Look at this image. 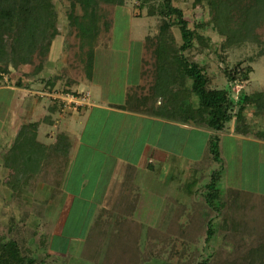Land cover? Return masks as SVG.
<instances>
[{
	"label": "rangeland",
	"instance_id": "374dc122",
	"mask_svg": "<svg viewBox=\"0 0 264 264\" xmlns=\"http://www.w3.org/2000/svg\"><path fill=\"white\" fill-rule=\"evenodd\" d=\"M51 1L59 32L54 37H46L36 49L19 52L9 68L0 72V117L3 119L9 112L19 115L15 110L16 101H12L4 89L6 86H39L40 90L34 93L41 99L37 102L46 104L45 107H60L65 112L76 110L77 105L69 100L62 103L52 96L54 92L88 94V103L80 105L79 112L82 106L89 108L96 104L99 107L92 113L95 120L92 128L75 122L80 130V134L77 133L80 137L76 139L80 142L76 146L83 144L76 147V151L37 152L40 157L35 159L38 161L28 173L30 183L38 184L40 177L45 179L44 192L54 194L53 199L35 196L36 189L32 186L23 189L21 169L17 168L16 175L9 173L4 178L5 188L15 184L21 188L12 194L0 187V245L17 242L22 255L33 264H251V250L264 249V134L260 135L264 121L260 130L254 129L246 136L237 135L234 123L229 124L220 136L236 137L238 151H230L235 149L227 147L230 140H216L214 131L130 113L138 106V97H148L152 88H156L158 69L152 54L154 47L146 44V38L158 34L164 19L149 16L148 7L138 9L139 0H128L123 6L104 4L102 12L113 19L114 25L109 33L103 31L99 37L93 72L89 76L90 43L83 42L73 30L67 14L71 8L69 0ZM174 3L183 11L190 27L211 43L208 48L194 47L182 53V32L178 22L173 20L170 33L175 40L172 45L191 61L208 60L209 66L204 71L212 88L231 87L236 98L243 90L264 91V56L253 63L248 61L258 51L256 45L228 46L215 27L208 0H175ZM26 7L28 0H24L21 15H25ZM18 23L20 36L25 31V21L20 18ZM161 63L166 69L167 60L162 59ZM237 63H242V70L250 65L253 68L249 80L243 84L231 83L222 70L232 69ZM90 84L96 87L91 88ZM43 92L48 94L42 95ZM158 93L176 100L165 87ZM157 103H161V99ZM121 104L128 113L100 107L115 108ZM32 112L27 111L22 116L28 118ZM254 112L255 108L250 106L248 115L253 118ZM103 118L120 129L113 126L106 129L101 125ZM68 122L64 117L52 130L63 133L70 126ZM27 128L26 138L33 137L37 129ZM4 134L9 136L10 129L6 128ZM213 144H217L216 149L212 148ZM212 151H219L221 159ZM2 153L0 151V177L7 169L6 156ZM19 154L22 159L23 151ZM66 157L76 161L77 166L63 185L56 172L65 169L62 160ZM140 167L136 176L128 170L137 171ZM25 168L30 172L29 164ZM84 168L92 172L91 187L96 183L104 185L99 193L112 181L124 185L126 177L135 179L133 194L138 198L129 204H105V199L100 202V198H97L99 203L94 204L65 202L70 194L78 192ZM213 171H220V180L216 206L211 208L207 185ZM86 190L91 193V189ZM209 222L214 229L211 237ZM72 236V239H85L87 244L78 245L72 255L57 253L64 241H72Z\"/></svg>",
	"mask_w": 264,
	"mask_h": 264
},
{
	"label": "trees",
	"instance_id": "16d2710c",
	"mask_svg": "<svg viewBox=\"0 0 264 264\" xmlns=\"http://www.w3.org/2000/svg\"><path fill=\"white\" fill-rule=\"evenodd\" d=\"M139 1L138 9L148 7L149 16L157 15L164 21L157 35L146 38V44L154 47L152 54L155 56L158 69L156 88H152L148 97L144 95L138 97L140 99H136L138 106L132 111L214 131L216 140L220 139V134L225 132L231 123H234L235 133L239 136L249 135L254 129L260 130L264 121V91L248 93L243 90L236 98L232 94L231 87L212 88L211 80L204 71L209 66L208 60L191 61L173 47L175 37L170 33L173 20L178 22L182 32L184 41L180 48L182 53L194 47L208 48L211 40L190 27L183 11L175 5V0ZM69 2L71 8L68 9L67 14L74 32L83 42L90 43V51L87 54L90 76L94 68V53L100 42L99 37L103 31L109 33L114 25L113 19L108 15L105 16L101 8L107 3L123 6L128 0H69ZM208 2L212 6L215 27L225 38L228 46L240 43L256 45L258 51L248 59L250 63L264 56V0H208ZM52 4L51 0H28L27 11L25 15H21L24 0H0V72L9 68L19 52L36 49L46 37L50 35L54 37L58 34ZM20 18L25 21V31L18 36V30L21 29L18 23ZM162 59L167 60L166 69L161 63ZM241 64L237 63L232 69H222L231 83L243 84L249 80L253 68L250 65L246 70H242ZM163 87L169 90L176 100H170L159 94L158 90ZM159 99L161 103L158 104ZM250 106L255 108L253 118L248 115ZM263 134L264 131L260 135ZM212 148L216 149L217 144H213ZM212 152L218 160L221 159L219 151ZM17 168L18 166H14L12 169L13 175L17 174ZM128 170L136 176V169ZM125 180L123 195H126L129 189L133 190L131 183L134 179L129 180L126 177ZM219 180L220 171H213L211 181L207 185L209 190L207 200L211 208L216 206ZM212 225L213 223L209 222L210 237L214 234ZM250 257L251 264L257 262L264 264V249L253 248ZM0 264H33V262L22 255L17 242L11 241L0 245Z\"/></svg>",
	"mask_w": 264,
	"mask_h": 264
},
{
	"label": "crops",
	"instance_id": "0c3cea01",
	"mask_svg": "<svg viewBox=\"0 0 264 264\" xmlns=\"http://www.w3.org/2000/svg\"><path fill=\"white\" fill-rule=\"evenodd\" d=\"M91 82L92 81H90L89 83ZM90 86L91 88L96 87L93 84L92 85L90 84ZM4 89L11 95L12 101H16L15 110L18 111L19 115L15 116L11 112H9L3 119L0 117V151H3L2 153L3 156H6V164H7V169L4 173V176L0 177V187L4 191L7 190L8 192L12 194L16 193V189L21 188V186L16 185V184L7 185V187L9 188H5L3 184L5 181L4 178L7 177V174L11 173V170L13 168V163H14V166L18 164L17 165L18 171H20L21 169L20 172H22V174H20V172L19 174L23 179V183H24L23 189L27 190L30 186H32L31 188L33 190L36 189L35 196L38 197L39 195H41L42 198L53 199L55 197L54 194H49V192L48 193L44 192L43 181H45V179H42L40 177L38 184L34 183L33 185L32 183H30L31 177H30V174L28 173H31L33 164L35 165L37 163L38 160L35 161V159H38V157H40V156L37 157L38 155L37 152L38 151H47V152L56 151V153H61L64 151H76L77 150L76 147L79 148V146L83 144L80 143L78 146H76L77 143L80 142L76 140L77 137L79 136L77 135V133L79 132L78 134H80V130H77L78 127L75 126V122L78 121V124L82 126L86 124L88 129L92 128L95 124V120L93 119L94 115H92V113L95 112L99 106H96V104L89 108L86 106H82L83 108H81L80 112L78 110L79 108L76 110L65 112V110H63L60 107L59 109L56 108L55 106H50V105H48V107H45L46 104L41 105L40 102H37V101H40L41 99H39V96L35 95L34 93L35 91L40 90L39 86L28 84L27 86H24V87H22L21 85L20 87H14V86L7 87L6 86L4 87ZM0 90L2 89L0 88ZM123 100H124V97H123ZM127 101L128 100H126V103ZM121 106H124V104L117 105L115 106V108H110V105L109 106L100 105L101 108L107 111H118L123 114L128 113L127 111L123 110ZM32 110H33L32 116L28 118L25 116H22L27 111L31 112ZM60 110L61 112H59ZM130 113L142 116L141 113H137V112H130ZM144 116L146 115H143L142 117ZM64 117L66 120L69 121L68 123H70V126L68 127L64 126L65 128L66 127L67 128H66V131H64L63 133H57L53 131L52 129L55 126H57V121H60ZM149 118L157 119L158 121L160 120V118H154L151 116ZM103 119H104V122L106 123H104L101 120V125H104L106 129L108 128L110 130L111 126H113L114 129H120L118 125H114V123H111L108 118H103ZM124 120L125 121L123 123L126 122V119ZM27 127H29V129L31 128L37 129V132L35 133L33 137L26 138L27 136L26 132L28 129ZM6 128L10 129L9 136H6L4 134V130ZM223 136L224 135L220 136V139H222V141L223 139L224 141L230 140L229 146H227V143H225L224 146H227V147L234 146L235 149L230 150V151H238V143H237L236 137L228 136V135L224 137ZM20 151H23L22 159L20 158V154H19ZM28 151H31V152H28ZM21 162L22 164H20ZM151 162L156 163V160L151 159ZM27 164H29L30 166V172L25 168ZM62 164L65 165L66 167L65 169H62V171H57L56 176L61 178V180L63 181L62 184L64 185L65 181L69 179V175H71L75 171L74 169L77 166V162L76 161L73 162L72 158L66 157L64 158V160H62ZM33 169L35 170L36 166L33 167ZM141 169H142L141 167L138 168L137 172ZM24 171L26 173L25 175H23ZM45 172H48V168H47V171ZM91 174L92 172L84 168L81 174L82 177H80L81 182H80V185L78 186L79 189L77 188L78 192H75L74 194H70L69 200L65 202H69V201L72 202V200H74L75 202L77 201L81 202L80 204H83V203H93L94 204V203H99L97 198H100L99 199L100 202H102L105 199V202H106L105 204H129L133 201V199L138 198V197H135V195L133 194L136 190L135 179L131 183L133 190L130 189L126 193V195L122 194V188L124 187V185H119L113 181L110 185H107V188L104 189L103 193H99L97 191L100 189V192H101L104 185H102L103 186L102 187L99 185V183H96L94 187H91V185H93L92 184L93 176H91ZM46 175L47 173L44 174V177H46ZM87 188L91 189V193H87V190H86ZM80 190H81V194H79ZM85 193L87 194L85 195ZM102 194H104V196ZM72 238L73 236L70 238L72 240L71 242L64 241L63 248L59 250L57 253H59L62 256H66L67 254L72 255L73 253L76 252L75 249L79 248L78 245L82 244L83 242L85 243V245L87 244V241L85 239H81V238L78 239V237L76 239H72ZM75 240H77L76 245H75Z\"/></svg>",
	"mask_w": 264,
	"mask_h": 264
},
{
	"label": "built area",
	"instance_id": "2783aa9c",
	"mask_svg": "<svg viewBox=\"0 0 264 264\" xmlns=\"http://www.w3.org/2000/svg\"><path fill=\"white\" fill-rule=\"evenodd\" d=\"M68 93H70V92H66V93L65 92H54V94L52 96L62 100V103H64V104H66V102H69V101L72 102L73 104H76L77 109L80 107V105L88 103V98H86L88 96V94L81 93V94L75 95V94L71 93V95H70ZM46 94H48V93H45V94H44V92L42 93V95H46Z\"/></svg>",
	"mask_w": 264,
	"mask_h": 264
}]
</instances>
